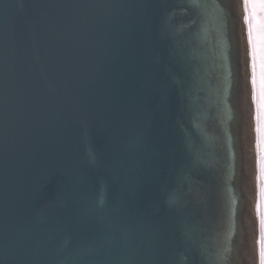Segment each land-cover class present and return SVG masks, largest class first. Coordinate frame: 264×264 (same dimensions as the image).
Segmentation results:
<instances>
[{
	"label": "water",
	"instance_id": "1",
	"mask_svg": "<svg viewBox=\"0 0 264 264\" xmlns=\"http://www.w3.org/2000/svg\"><path fill=\"white\" fill-rule=\"evenodd\" d=\"M240 4L0 0V264L255 260Z\"/></svg>",
	"mask_w": 264,
	"mask_h": 264
},
{
	"label": "rangeland",
	"instance_id": "2",
	"mask_svg": "<svg viewBox=\"0 0 264 264\" xmlns=\"http://www.w3.org/2000/svg\"><path fill=\"white\" fill-rule=\"evenodd\" d=\"M244 7H245L244 21H245V28H246L248 46H249L248 53H250L249 54L250 57L249 65L251 71L250 85L252 86V91H253L251 96L252 101L249 97V105H250V111L251 108H254L255 111L254 121L256 128V142H255L254 153L256 154V161H257V189H256L257 193H256L255 212L258 218L259 233H258V241H257L258 250L254 245L255 260L253 259L252 263L254 264L257 261V257H258V264H260V250L262 243H264V100H262V88H261V80L262 77H264V69H262L261 66L262 63H264V59H262V54H264V41H262L261 39L262 35H264V13H262L258 8L253 10V8L246 3V0H244ZM250 28L252 29L251 34H250ZM250 38H251V42H250ZM254 44L256 48L255 58L253 56ZM254 63H255V67L253 66ZM254 76H255V83H253ZM253 244H254V237H253Z\"/></svg>",
	"mask_w": 264,
	"mask_h": 264
},
{
	"label": "bare ground",
	"instance_id": "3",
	"mask_svg": "<svg viewBox=\"0 0 264 264\" xmlns=\"http://www.w3.org/2000/svg\"><path fill=\"white\" fill-rule=\"evenodd\" d=\"M240 9H241V17H242V21H243V51H244V57H245V77H246V93L247 95H249L250 99L252 96V86L250 85V65H249V61H250V57L248 51H249V46H248V38H247V33H246V28H245V19H244V15H245V7H244V0H241V4H240ZM252 101V99H251ZM254 107V106H253ZM251 115H250V126L251 128H249V135H248V146H247V155H248V159L250 161L249 164V174H250V184H251V190H250V203H251V207L253 210V214H252V221H249V234L252 236V239L254 237V245L256 246V249L258 250V246H257V241H258V233H259V225H258V218L256 216V212H255V205H256V193H257V161H256V154L255 152V142H256V128H255V121H254V108H251ZM256 216V217H255ZM257 223V224H255ZM255 224V226H254ZM256 241V244H255ZM253 245V246H254ZM256 250V251H257ZM250 264H253L252 261L250 262ZM254 264H258V257H257V261Z\"/></svg>",
	"mask_w": 264,
	"mask_h": 264
},
{
	"label": "snow or ice",
	"instance_id": "4",
	"mask_svg": "<svg viewBox=\"0 0 264 264\" xmlns=\"http://www.w3.org/2000/svg\"><path fill=\"white\" fill-rule=\"evenodd\" d=\"M246 3L250 5L253 10L259 9L262 13H264V0H246ZM252 29L250 28V34H251ZM262 41H264V35L261 37ZM251 42V38H250ZM256 55V48L254 44V49H253V56L255 58ZM262 59H264V54H262ZM255 67V63L253 65ZM262 69H264V63H262ZM253 83H255V76L253 77ZM261 88H262V100H264V77H262L261 80ZM260 264H264V243H262L261 250H260Z\"/></svg>",
	"mask_w": 264,
	"mask_h": 264
}]
</instances>
